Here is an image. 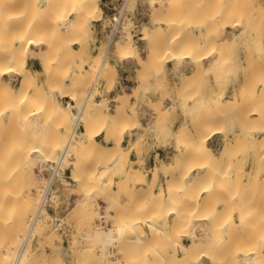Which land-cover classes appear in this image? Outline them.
I'll use <instances>...</instances> for the list:
<instances>
[{
    "label": "bare ground",
    "instance_id": "6f19581e",
    "mask_svg": "<svg viewBox=\"0 0 264 264\" xmlns=\"http://www.w3.org/2000/svg\"><path fill=\"white\" fill-rule=\"evenodd\" d=\"M21 1L22 0H0V76L2 77L3 87H5V90H6V92H5V90H3L4 92H3V95L1 98L5 97L6 99L3 98L4 99L3 102L6 101V103H7V109L0 112V123L2 124V122L6 121V120H10V119L13 120L14 117L15 118L17 117L16 114L21 112L27 106H28V108L25 109L24 111H27V113H28V110H30V113L31 112L32 113L31 114L28 113L29 116H32V115L35 116L36 114H43L42 116L45 115L47 118L50 119L49 120L50 123L54 122V123H52L53 125L56 123H57V125L62 124L61 123L62 121L65 122V125L66 124L68 125L67 122L70 121L71 123L69 122L70 123L69 125H71V129L68 128V131H69V129H70V131L65 132V129L63 130V132H65L64 134H66L67 141H65L66 137H63V138H65L64 139L65 143L62 142L61 147L58 149V155L56 158H54V156H55L54 153H56L55 146L58 147L61 144V141L59 142L60 144H58L56 142V139L60 140L58 138L61 137V135L57 136L58 134L56 132H59V131H57L59 129L56 130L55 125H54V129L51 128L53 125L52 126L48 125L49 123H46L47 124L46 127L43 125V124H45L47 119L42 120L45 122H43V124H40V127H37L38 122H36L37 125H36V123H32V125H36L37 130H36V128H35V130L40 131V132L45 131L44 129H46L47 131L49 129L54 130V131H52V133H50V130H49V132L46 131L45 133H42V136H43V134H44V136H48V135H52V134L53 135L57 134V135L55 137H51V139H48V137H46L47 139L45 137L43 139L42 136H41L42 138L36 139L37 137L35 135V138L32 140V141H34L33 146H31L30 142H29L30 145H28V146H30L32 148L31 151L34 152L33 156H36L38 159H40V169L45 166V163H49V164H51V166H53L54 174H57L61 171H65L66 169H69V170L71 169L73 172V175L70 174L69 178L73 182V184L74 183L80 184V181H81V183H84L83 180L86 181L84 184H89V183H92L93 185L97 184L98 182H96V181H98L99 178L101 177V175L98 174L99 173L98 170H100L102 168L104 169V167L109 166V165H113V167H115V168H119L120 166H123V169L125 170V166L122 164V162L119 158V156H120V154H122V152H123V154L121 156H123V158H124L125 157L124 155L126 154V158H127V159L124 158L127 161L126 165L128 166V168L126 169V175H127V172L130 170H131L130 172L133 173V170L135 168H133L131 166L132 163H131L130 156L128 155L129 153L127 154L124 151H121V148H123L124 145H122V144L121 145H115L113 147L109 146V148H107L108 146H105V148L108 152V154H107V152L105 153V155H106L105 156L103 154L104 152L102 150L101 151L98 150V149H103V146L99 142L98 135L103 134V137H105L104 140L105 139L109 140L108 138H110V137L106 138L108 135H105V133H106L105 131L113 129V131H115V132L118 131L117 133L119 134V132L122 131L119 129H123L124 126L125 127L130 126L131 122L129 123L130 125L127 124V126H126L124 124V126H121V124H123L125 122L124 119L127 120L128 116H129V114L127 116L121 112V111L125 112V109L123 107L124 106L125 107L126 106H130V107L133 106V104L136 101H138L143 94L147 95V93H148V96H146V98L151 99V96L149 95L150 90H143L139 94L137 93L136 89H131V91L124 90L123 92L118 93L114 97L115 99L113 100L114 101L113 109L115 108L116 112H120V113H116L117 115H119V118H120V116L122 117V115L126 116L125 118L122 117L123 120H121L122 118L117 119L118 118L117 116L115 118L114 116L116 114L109 112L108 114H109V116L110 115L111 116L106 117V119L107 118L108 119L103 121L101 118H102V116L104 117L105 114L104 115L101 114L102 112L99 114V112L102 111L100 108L101 107L100 105L105 106V110H106L107 104L106 105L101 104L102 103L101 100H96V101L93 100L95 102L94 106H96V105L100 106L99 112L97 114L102 115L101 117L99 115H98V117H96L97 114L95 113L96 116L93 115V121H94V118L96 120L94 121L93 124H95L96 126H99V124H102L100 126L107 125L108 129H106L104 132L99 131V130H98L99 132H94L95 129H93V125H92V123H91L92 121H91L89 123H91L90 126H92V127L89 126L90 128H88L87 123H86V126L84 127V129L86 127L88 128L87 131L85 132V137L81 135V133H84V131L81 130V127H83L82 120L85 117L84 115L86 113V110L88 109L87 106L89 104V96L92 94V90H93L95 85L93 86V84H92L88 88L86 87L88 95H86L85 97H82L83 98L82 103L77 105V103L75 101V100L79 99L76 91L78 90V88L81 87L82 81L87 77L89 72H90V74H94L95 78H102V77L107 76V74L105 73L106 71H104V69H105L104 65H105V63H107L106 61L108 60L107 55L104 56L103 58H101L102 57L101 55L100 56L94 55L92 57V62L96 63V65H94V67L92 66V69L94 71V73H93L91 71L92 69L90 68V65L89 64L85 65L86 57H84V58L80 57L79 58V55L82 52H84V50L82 51V48H80L81 49L80 52L81 51L82 52L77 55V50L79 48L77 46H75L76 44L79 43L78 42L79 38H81L80 36H79V38L77 37V39L75 38L77 36L76 33H78L80 28H81L82 21L80 18L84 17L85 19H82V20L86 21V22H92L93 20H95L97 18L101 21H107L110 23L113 22L114 31H117L116 33H120V34L126 33L129 27H127L125 25V22L127 24V20L124 21L123 17H125V12L128 8L129 2L131 0H124L125 1L124 6L122 7V9H120L121 12L119 14H113V16H107L108 19L105 18V11L103 10V7L100 4V1H102V0H33V2H32V0H28L27 3L25 2L26 5H25V7H23L24 9H21V7H19V5L22 6L20 4ZM30 1H31V3H28ZM179 1L180 0H148V5L150 6L151 9L154 10V9H157L159 6L162 7L161 12L159 11L160 13H157L156 10L154 11L158 15H160V16L162 15L161 17L159 16L160 22H155V20H154V21L150 22L149 25L145 24L146 26L143 25L144 27L142 28V31L140 32L139 38L140 39L146 38V40L149 44V51L147 52V54L149 55L148 59H147V57L145 58L143 56L137 57L136 53L138 52L139 49H137L138 47H136V45L133 44V42H132L133 36H131V34H127L126 42H120L118 39L121 37H118L115 41L117 43L115 46L119 48V50L117 49L119 51V57H118V58H120L119 60L124 61V60L134 59L136 61V64L138 65V67L135 68L136 70L139 69V67L141 65H142V67L147 65L148 61H151V63L153 62L154 66H155V61H153V60L157 59V56L161 55V53H160V55H158V53L160 51L162 53H163V51H166L167 54H169L167 56V58H166L167 54L164 56L163 64L168 65L169 62H171L173 64V72L175 73L174 75H176V77H177V81L174 83V85L177 88H175V90H173V91H169V93H166V91L169 90L167 88H166V91L165 90H158V91L153 90L151 93L154 96H160V97H161L162 92H163L162 95L170 94L169 95L170 97L167 98V101H169V102H167L166 100L162 101L164 103L163 111L165 110V112L167 111L170 115L172 114L175 117V118L173 117L172 120H174V119L178 120L179 117L181 116L182 122L178 127V131H177L178 133H176V139L171 141V142H166V144H164V145H166L165 148L168 149V151L170 152L168 155V159H164L158 155V156H156V163L152 167H150L149 169H145L146 173H142V172L140 173V170H137L138 168H136V172L138 171L137 174L134 172L136 175H138V176L140 175L141 176V177L139 176L140 178H142V176H145V178L143 177V181L138 184V188H134L133 186H131V190L129 193H131V191H132L131 195L133 194V201L137 200V196L139 197L140 195H142V197L144 198L143 201L141 203H139L138 205L135 203L137 205V207L131 205V206H133L132 208H130V203L127 202L129 205L128 206L129 207L128 212L127 213L124 212L125 213L124 215L121 213L123 218H121L120 220H118L119 217H117V215L114 212V214L117 217L116 220L118 221V223L114 224L113 226L110 225L109 227L96 228L97 229L96 236L98 237L97 240L100 241L101 244L100 243L99 244L102 246L101 247L102 249L105 246L108 247V245H110L111 247L117 246V245L120 246V244H121V246H122V244L129 245L128 246L129 248H127V247H125V245H123L124 248H126V251H130L133 248V250L129 252L130 254L127 252L129 254V256L131 255V252L136 255L135 256L132 254V256H134L136 259L137 258L140 259V257L142 256L141 258L142 259L144 258V260H143L144 264H190L191 262H195V256L194 255L196 253L198 254V252L206 253L204 255L210 260V262L212 264H237V261L240 259L245 260L248 264H264V226L255 224L256 222L260 223L262 219H260V221H259V220L255 219V217H254V215L256 216V218L258 216L257 215L258 213L256 212L258 209V206H257L258 202L257 201L260 199H257V200L255 199V201L257 202V205H256V202L254 201V199L251 201V202L254 201L255 203L253 202V205H256L253 207V209L257 208L255 211L256 213L254 212L255 214L252 212L254 210L251 211L252 208L250 206L248 208V205H247V208L250 211L248 213L254 214L253 216L252 215L250 216L247 213H245V211H246L245 209H247L245 206H244V208H241V206L240 207L237 206L238 204L236 205V207H234V208L232 207L231 210H230V208H229V210H225L224 208H226V206H227L225 204L226 200L227 199L230 200V198H231V197L228 198L229 193H231V191H229L230 185L227 186V184H226L227 182L230 181V178H228L230 176V175L228 176L229 168L227 170L228 172H226L224 170V168L220 169V170H222V171L224 170L226 172L225 174L222 175L221 174L222 171H220L221 175L218 174V175H220L218 178H220L221 180H222L221 176L224 177L223 178L224 180L221 181L222 183H220V180L216 177L215 173L210 174L208 172L210 174V176L208 175L209 176L208 178H207V174H206L207 168L209 169V167L216 166V164H218V163L220 165H222V162H224L223 160L227 156L226 153L230 152V150H231V149L227 150V148H229V145L231 144L230 143L231 137H230L229 132L227 131V129L224 128V126L219 127V126H217V123H216V119L217 118L219 119L218 115L220 113L221 114L224 113L223 117H225V119L229 116L227 114V112H228L227 108L230 106H227V103L230 101L232 105L236 104V107L238 106V108L240 109V111L239 110H237V111L240 112V117L242 118V121H243L242 123H240L238 125L235 124L236 130L235 129L234 130H235L237 142L239 141V143L236 142L237 144H234L232 147H233L234 151H235V149H234L235 145L237 146V147L235 146L236 149H238V146H239V149L241 148L240 149L241 154H240L239 158H241L242 162L245 161V163L241 169V175H240V177L239 176L238 177L240 178V183H244V182L246 184L249 183V185H250L249 188L252 191L250 190V192H249V190H248V193L246 191V192H244V195H246V193L248 195L254 194V196H252V197L256 198L257 196H255V195L258 192L261 193L262 190L264 191V127L263 126H262L263 128L261 127L263 130H261L259 133H258L257 129L255 128L257 126V128L260 129V127H258L259 126L258 123L261 124V122L264 121V95L262 93H261V95H255V93H256L255 90L257 89V85L264 82V76H262V75H264L263 74L264 73V70H263L264 69V40L262 39V34H263L262 33V27L257 25L256 31L254 30L255 31V36H254L255 37V43H254V46L252 45L254 50L253 51L250 50L252 52V57L249 56V58H251V60H252V67L254 66L253 69L254 68L256 69L255 70L256 72H253L255 75L252 74V77H254V76L257 77L256 80L250 81V79H248L250 82L243 80L244 78L242 76L243 75L242 73H244V72L242 70V66L244 65L243 60L245 58L241 55L237 59V62H235L236 65L238 66L237 67L238 71H237V76L235 78H232L230 81L231 87L229 86L228 89L225 88L224 89L225 91L224 90L219 91L218 85H217V88H215L216 83H217L215 80V79H217L216 74L218 72H223V70L229 66V62H230V64H232L231 61L227 62V59H226V62H223V58L224 57L226 58L225 55L227 54V50L229 49V47H231L233 45L236 46V43H238V41H239L236 38L240 37V35L243 32V30L242 31L239 30L238 32L236 30V33L235 32L234 33L238 37L234 36L235 38H233L232 37L233 35L231 36V39H230V36H228L229 38L227 37V35L230 31L229 28H234L237 24V23L236 24H234V23H235V20L238 19V17L236 16L237 19L236 18H235V20L233 19L234 20V22H233L231 19V16L229 15V12H230L229 9H231L234 5L232 7H229V8L227 6H225L226 9H225V7L222 8V12H221V10L219 11L220 7L212 8V10L214 9L215 12L213 11V13H212L213 15L210 16L211 18L209 20L204 18V16H206L205 14H207V13H205L203 16H202V14L199 13L200 14L199 19L198 18H195L193 20L191 19V22H193V24L187 25L188 21H186L187 19H185V15L181 11L183 9H181V7H180V9H179V7H176V9H175V6H176L175 4L178 3ZM198 1H200V0H198ZM41 2L47 4V6H37ZM193 2H194V0H193ZM197 3H199V2H197ZM182 8H184V7H182ZM235 8L233 7L231 10H233ZM197 9H199V7ZM204 9H205V7H204ZM210 9L208 8V14H207L208 16L211 15V14H209V12H212V10H210ZM217 9H218V11H217ZM224 9L226 11H224ZM236 9H239V10H237L238 13L236 12L239 15H240V13L243 12L242 8H236ZM236 9L234 11H236ZM97 10H99V14L96 15L97 18L94 17L95 18L94 19L93 16H95V15L93 13ZM158 10H159V8H158ZM199 10H202V11H200L201 13L206 11V9H205V11L203 9H201V7ZM154 12H152V13H154ZM187 12H188V8H187ZM191 12L193 13L192 10H191ZM191 12H190V14H191ZM72 13L78 14L77 15L78 18L76 16L70 18V15ZM180 13H182L184 16L181 15ZM226 13H227V15H226ZM79 15L80 16L82 15V17H80ZM189 15H187V13H186L187 17ZM228 15H229V17H228ZM159 17H157V18L155 17V18L158 19ZM181 17L182 18L184 17V19H185L184 22L187 24H185L182 20H180ZM190 17H188V19ZM194 17H196V16L194 15ZM194 17H192V18H194ZM232 17L234 18V16H232ZM161 19H162V21H161ZM177 20H180L181 23L183 22V25L185 24L184 26L182 25V29L186 32V34L184 32L185 35L183 37L181 36L182 38H180V36L178 34V33H180V30L179 29H178L179 31L177 30V28L179 26V24L177 23ZM239 20H242V19L240 18ZM129 21L132 23L131 25H134L133 20H129ZM196 22H198V24H196ZM19 23H20V25H19ZM60 23H64V24H66L64 26H68V28L67 29L65 28V29L67 31H69V35H70V31L71 32L73 31V33L76 34L74 36V39H76L77 41L74 42L73 44L70 43L71 44L70 45L69 42H67V39H66L67 37L66 38L64 37L65 33L63 34V31H61L62 29L59 30V31H61V33L59 32L60 35H63V37L60 35L58 37L63 38V41L66 40V42L68 43V47L70 48L69 52H72V53L76 52V53H74V55H76L77 57L75 60L73 58L74 62H71L70 63L71 65H66L67 63H69L68 58H67L68 55L66 56L67 62L65 59H64L65 61L61 60L62 54L64 56V52L62 49H63V47L65 48V45H62L61 42L57 43V44H60V46H63L61 48V50H62L61 58H57L56 56L53 57L50 54V51L52 52L51 46L54 44L55 41L54 42L52 41L53 43L50 44L51 46L48 45L49 46L48 49L45 48L47 50L46 52L43 51V48L34 47V45H37L36 44L37 42L39 44L40 39L41 38L43 39V36L47 33L46 32L47 26H49L51 29H53L52 27L55 25L54 29H56L58 24L61 25ZM181 23H180L179 28L181 27ZM240 23H241V21H240ZM16 25L18 27H16ZM175 25H177V26H175ZM59 27H61V26H59ZM236 27H242V26L240 25V26H236ZM236 27H235V29H238ZM249 27H251V26H249ZM194 28L198 29V30H199V28L200 29L205 28V30H202V32H200V31L198 33L195 32V35L197 36L196 41L193 40V39H195L196 36L192 35V36H194V38H193V37H191V33H190L191 32L190 30H193ZM51 29H49L47 31L49 32ZM173 29H175L174 31L177 30L178 33H174V31H172ZM242 29H245V28H242ZM66 30H65V32H66ZM54 31H57V30H54ZM129 32H131V31H129ZM232 32L233 31L231 29L230 35L232 34ZM247 32L249 33V31H247ZM49 33H52V32H49ZM49 33H47V34H49ZM181 33H183V32H181ZM199 33H200V38H199ZM246 33L244 34L243 37L246 36ZM53 34L54 33H52L51 35L53 36ZM192 34H194V33H192ZM71 36H73V35H71ZM167 36H169L168 39L170 38V41L168 39L166 41L170 42V44L169 45L166 44L165 46L162 45L161 49H160L159 45L163 42V40ZM45 37H47V39H48V36H45ZM56 37H57V35L54 36L53 38L55 39ZM113 37H114V32L112 33V36H110L108 41L109 42L113 41L114 40ZM245 38H247V37H245ZM50 39L51 38L49 37V40ZM71 39H73V38L71 37ZM71 39H70V41H71ZM166 41H164V42L168 43ZM82 42H81V44H82ZM41 43H43V41H41L40 44ZM45 43L47 44V42H45ZM205 45L207 47H209L206 50H205V47H206ZM60 46L57 45L56 48H58ZM166 46H168V47L166 48ZM68 47L66 46L67 49H68ZM98 47H100V46H98ZM177 47L182 48V49L178 50ZM56 48H53V51H55L54 49H56ZM162 48H164L166 50H164ZM58 49H56V51H55L56 53H58ZM107 49H108V46H107ZM167 49H168V51H167ZM231 49H230V54L232 52ZM39 50H40V52H39ZM64 50H66V49H64ZM47 52H49L48 54H50V55H48ZM87 52H88V50H87ZM53 54H55V53H53ZM72 55H70V56L72 57ZM74 55H73V57H75ZM30 57H36L39 60V63H40V69L39 70L32 69L31 67L28 66V59ZM58 57H60V56H58ZM162 58H163V56H162ZM245 60L248 63V61H247V60H249L248 57ZM251 60H249V62ZM140 61H141V63H140ZM157 61L162 62V59L161 60L158 59V60H156V62ZM128 63H129V61H128ZM151 63H149V65L152 66L153 63L152 64ZM159 63H157V64H159ZM110 64H113V62L110 61ZM79 65L81 66V68H80V70H77V66L79 67ZM245 66H246V64H245ZM113 67H111V69H113ZM252 67H250V68H252ZM145 68L146 67H143L142 69L144 70ZM147 68H149V66ZM111 69H109V71ZM128 70H132V69L128 68ZM188 70H189L190 74H188ZM262 70H263V72H262ZM209 71H212L214 73L216 71L215 77L212 76L215 79L211 78L212 82L209 84L210 86L206 87L204 94H202V93L200 94L203 96L202 98H200L201 97L200 95H198V97L197 96L191 97V99H188V97L185 96L186 97L185 100H183V101L179 100L177 93H179V90L181 91V89H179L178 87L182 88L181 85H183V83H184L181 81L182 79H185V81H186L187 79H189L190 76L194 75L195 73H201V72L203 73V72H209ZM226 71L227 70H225L224 72H226ZM228 71H229V69H228ZM144 72L145 71H142L143 74H144ZM113 74H114V78L116 79L115 85H122L121 79H120L121 75L118 73V70L116 68H114ZM222 74L224 76L225 73H222ZM44 75H46V77H44ZM145 75H142V76H145ZM225 77H226V75H225ZM248 77L251 78V76H249V75H248ZM221 78H222V76H221ZM66 79H68V80L70 79L71 82L68 83ZM91 79L93 80L92 77H91ZM218 79H220V78H218ZM223 81H224V79H223ZM87 85H89V84H87ZM146 85H147V83H146ZM146 85L144 84V87ZM150 85H151V83L149 84V86ZM0 86H1V83H0ZM184 86L186 87V85H183V89L185 90ZM3 87H2V89H4ZM150 87H149V89H151ZM44 88H48L49 92H46L47 90L42 91ZM155 88L156 87H154V89ZM188 90H187V92H188ZM68 91L71 94H68ZM55 92L63 93V94L67 93L66 95H63L61 97V99L67 98V101L65 100L66 102L61 103L59 100H57L56 102H54L55 101L54 100L53 102H51L52 97H53V93H55ZM190 92H188V94ZM4 93H6V94L4 95ZM183 94H186V93H183ZM190 94H192V93H190ZM190 94H189V96H190ZM146 98H144V99H146ZM90 99H91V97H90ZM151 100L153 101V99H151ZM1 101H2V99L0 100V102ZM93 101L90 100L91 104H94ZM146 101H148V100H146ZM154 101H156V99ZM159 102H161L160 99H159ZM247 104H249L251 106V108L248 106V108H249L248 111H246L248 108H246V110L244 109V107L247 106ZM159 105H160V103L158 104V107L161 108V106L163 104H161L160 106ZM155 106H157V105H155ZM0 107H2V106H0ZM29 107H31V109H29ZM75 107H76V112L73 111V109L75 110ZM93 108H92V110H93ZM145 109H144V111H145ZM88 111L90 112L91 109ZM97 111H98V108H97ZM97 111H95V112H97ZM129 111L132 112L131 110H129ZM139 113H140V111H139ZM145 113H147V112H145ZM160 113H162V111H160ZM22 114H23V111L21 112V115L18 114V116H21L23 118L25 116V114H23V115ZM120 114H122V115H120ZM148 114H150L149 111H148ZM156 114L157 113H155L154 115L156 116ZM152 115H151V117H152ZM214 115L216 118L214 117ZM45 116H44V118H45ZM106 116H108V115H106ZM130 117L133 119L132 115ZM17 118H19V117H17ZM33 118H35V117H33ZM131 118H129V119L132 120ZM138 118H139V120L137 119V117L134 118L135 122H136V119H137V122L138 121L140 122V117H138ZM169 118L171 119L172 116ZM207 118H209V119L211 118L212 120L215 118L214 123H216L215 126L213 125V123L210 124L212 126V128L210 126V128L208 129L209 132L205 131L204 127L201 129L202 124L211 122V120H209ZM85 119L88 120L89 117L85 118ZM85 119H84V122H85ZM156 119H158V117L157 118L155 117V120ZM163 119H160V120H163ZM220 119H222V117H220ZM236 119H238V118H236ZM236 119H234V120H236ZM57 120L59 123L57 122ZM60 120H62V121L60 122ZM89 120H91V119H89ZM205 120H206V122H204ZM207 120H209V121L207 122ZM23 121L27 122V118L24 119ZM23 121L19 120V122H18L19 126H21L20 124ZM28 121H30V120L28 119ZM11 122L10 123L7 122L8 123L7 128L9 129V130L7 129V132H9V133H10L9 127H11L9 125L11 124ZM127 122H129V121H127ZM154 122H156V121H154ZM227 122L226 121L224 122L227 125V126L225 125V127L229 126ZM16 123L17 122H15V124ZM30 123H31V121H30ZM39 123H41V122L39 121ZM221 123H222V121L220 122V124ZM12 124H13V122H12ZM23 124L26 127V125L28 123L27 124L22 123V125ZM5 125H4V127H3V125L0 126V128H5ZM141 125H142V123H141ZM173 125H174V123H173ZM24 126H22V127H24ZM100 126H99V128H101ZM13 127H15V125ZM25 127H24V130L27 128V127L26 128ZM64 127H66V130H67V126H64ZM251 128H254V130L253 129L251 130ZM17 129H18V131H17ZM17 129H16V127H15V129L12 128V131L14 130V133L20 132L19 129H22V128L19 127ZM145 129H142V132H140V134H139V132L137 133L139 135V136H137L138 140L137 141L133 140L134 142L132 141V143L128 146V149H130L132 147L136 148L135 147L137 145L136 143H138V141L142 137L144 138V136L145 137L147 136V132H145ZM228 129H229V127H228ZM41 130H43V131H41ZM139 130L141 131V129H139ZM170 130H168L169 133L167 132L169 135L172 132V131L170 132ZM202 131H205L204 132L205 134L202 133ZM233 131H232V133H233ZM2 132H6L5 129L2 130ZM115 132H113L114 135L112 137L117 138V136H119V135H117V133H115ZM20 133L17 134L18 136L15 137V140L13 139V137L12 138H5L6 134L1 133V134H3V137L5 138L4 143H1L3 141L0 139V264H21L25 254H26V251L28 249L27 246L29 245L31 235L34 233V231L36 229V225L38 224L40 217L44 213L45 206H46L45 202H48V200H50V198H52V197L54 198L53 190L51 192L49 191L48 193L46 192V191L50 190V186L44 184L45 183L44 181L42 183L43 185H41L42 188L40 189V187H38V192H40V196L36 192H34V190L37 191L36 187L33 189V187L31 188L29 186L28 182H29L30 176L25 173V164H26L25 158L27 156L26 155H25V157L23 156V152L26 149L25 144L24 143L20 144L19 142L18 143L14 142V141H17L16 139L19 140L20 137H21V139L19 141L21 142V140H23L22 138L25 137L23 135H25L26 133H24L23 130H21ZM27 133L28 134L30 133L29 130L27 131ZM34 133H35V131H34ZM36 133H38V132H36ZM110 133L113 134L112 132H110ZM121 133H123V132H121ZM230 133H231V131H230ZM59 134H61V133H59ZM64 134H62V135H64ZM107 134H109V133H107ZM174 134L175 133H172V135H171V136H173V138H175ZM216 134H220L222 136L221 137L222 145L219 149H215L214 147H212L213 144L212 145L209 144L210 138H212ZM27 136L28 135H26V137ZM171 136H169V137L171 138ZM3 137H0V138L3 139ZM29 137H30V135H29ZM198 139H201V141L198 143L197 142L195 143V140H198ZM61 140L63 141V139H61ZM119 140H120V138H119ZM73 141H75V143H74V146L71 148ZM144 141H146V140H144ZM99 144H100V146H102L101 148H98ZM238 144H240V145H238ZM22 147L24 148V150H22L23 152L20 151L21 150L20 148H22ZM230 147H231V145H230ZM73 148H75V150H73ZM77 148H79V149H77ZM247 148L250 149L248 152H247ZM27 149H29V148H27ZM72 150L74 151L75 155H74V158L72 157L73 160L71 161V164L69 165V164H67V162H68L67 156H69L71 154L70 152ZM233 150L231 151V153H233ZM25 151H26L25 154L28 155V153H27L28 150H25ZM129 151H131V150H129ZM112 156H116V157L113 158ZM139 157H141V156H139ZM234 157H236V156H234ZM111 158H113V162H110ZM227 158L230 159L229 154H228ZM228 159H225V160L227 161ZM138 160H140V158ZM140 162L144 163V161H141V160L139 161V163ZM228 162H230V161H227V163ZM242 162H241V165H242ZM70 166H71V168H70ZM142 166L143 165H141V168H142ZM228 166H229V164H228ZM228 166H226L225 169H227ZM98 167H102V168L98 169ZM235 167H236V165H235ZM106 168H107V170L111 169L108 167H106ZM106 168H105V170L102 169L103 173H104V171H106ZM210 169L208 171H210ZM117 171H115V172H117ZM217 171H219V169ZM204 173L206 175H204ZM54 174H52L53 177L55 176ZM81 175H83L84 179H83V177H81ZM85 175L87 176V180L89 181L88 183H87V180L85 179ZM234 175L236 176V171H235ZM201 176H206L205 180H203L204 178H201ZM214 177H216L217 179ZM106 178L108 180H110L112 177L110 178V176H107ZM162 178L166 179L165 184H162L160 182V180ZM235 178L237 179V176ZM227 179H229V180H227ZM223 181H225V182H223ZM234 181L235 180L233 178L232 182L234 183ZM63 182H65V181H63ZM115 182H116V180H115ZM120 183L121 182L119 181V184ZM101 184H102V182H101ZM103 184L105 185L107 183L105 182ZM103 184H102V186L105 187ZM116 184H118V183H116ZM219 184H221L223 186L226 185V186H224L222 189H219L221 187ZM235 184H231V185L235 186ZM93 185H90L89 189L88 188L85 189V187H84L83 191L87 190V193H88V191H90V188L91 189L93 188L92 187ZM107 185H109V184H107ZM218 185L220 187H218ZM77 186H78V188L80 187L79 185H77ZM156 186H158V187L156 188ZM238 186L241 189L242 185L238 184ZM45 187L46 188L48 187L47 190L45 189ZM120 188H121V186H120ZM124 188L125 187H123L122 190H120V191L128 190V189L123 190ZM232 188H234V187H232ZM232 188H231V190H232ZM235 189H233V190H235ZM245 189H247V188L245 187ZM108 190H110V189L108 188ZM103 191L107 192L106 190H103ZM241 191H239V193ZM236 192L237 191H235V193ZM100 193H101V191H100ZM122 193H126L128 196V199L130 198L128 195L129 194L128 191L122 192ZM235 193H234V195H238ZM84 194H86V191L84 192ZM91 194H92V191H91ZM117 194H119V193L117 192ZM120 194H121V192H120ZM219 194L223 195V197H224V198H222V201H224V199L226 198L224 201L225 203L223 202V204L221 205V207L224 205H225V207L224 208L222 207L223 209L221 208L222 210L218 214L215 213V214H217L215 216L212 213L210 214V212H211V210H210V212L208 214L212 215V217L208 216L205 218H201L202 220H204L203 224L201 226V233L198 234L197 232H195V231L193 232V230H192L193 233H190L191 235H189L190 242L188 244H186L183 241L180 242L179 240H177L178 238L175 235H172L171 234L172 231H171L170 236L171 237L175 236L176 240L172 241L173 238L172 239L170 238V242L171 241L175 242L180 247L181 254L174 255L173 253L176 249L174 250L173 247L171 249H173L174 251L172 250L173 253H171L170 245L167 244V242L169 240L167 241V238H166V236L169 235V232H168L169 230H167V231L164 230L167 227V220L172 218L173 216L176 217V219L180 220L182 215L185 216L183 213L184 209H182L183 203L186 204L188 202V204H189V202H190L193 204V205L191 204L192 207H190V209H192L193 206L196 205L195 210L198 209V211L199 210L201 211L202 207L209 204L208 202H206L204 200H207L210 202V200L214 199V197L215 196L217 197ZM241 194H243V193H240L239 196H241ZM34 195H37L40 197L38 210H37L36 215L34 216V218L32 219V221L29 225L28 232L26 233L27 236H25L24 239H20L16 235L18 232L25 231V226L22 225L21 221H18L17 218H18L19 214L21 215V212L23 213L22 208L29 205V203L31 204V197ZM88 195L86 194V196H88ZM106 195H108V194H106ZM111 195H113V194H111ZM244 195H243V197H244ZM262 195L263 194H260L258 196L261 197ZM127 196H126V199H127ZM116 198H113V199L117 200L118 198L117 199ZM262 198L264 199V196L261 197V200H262ZM201 199H202V201H204L203 204H205V203H207V204L203 205L201 203L202 202ZM245 199H248V198H246V197H244L243 199L241 198L242 203H243V200H245ZM125 200H123L121 202L122 206L125 203ZM220 200H221V198H220ZM233 200L236 201V199H234V198H233ZM241 200H240V202H241ZM248 200H250V197ZM199 202L202 204L201 207L200 206L197 207L199 205L198 204ZM240 202L237 201L236 203H240ZM117 203L118 202H116V204ZM245 203H246V201H245ZM245 203H244V205H245ZM262 203H263V201H262ZM133 204H134V202H133ZM250 204H252V203H250ZM119 205H117V206H119ZM125 205H126V203H125ZM259 205H261V204H259ZM262 205L264 206V203ZM242 207H243V205H242ZM122 209H120V210H122ZM219 209L217 208L218 211H219ZM261 209H263V207L260 208V210ZM204 210L206 211V209H204ZM217 210L215 207V210L213 209L212 211L215 212ZM260 210L258 212L261 213L260 216H262L263 213ZM198 211H196V212H198ZM191 212L193 213V210ZM207 212H208V210H207ZM186 213H187V211H186ZM199 213L200 212H198V215H199ZM201 213H203V212L201 211ZM170 215H173V216L170 217ZM190 215H192V214L190 213ZM111 216H112V214H111ZM145 216H147V219L144 218ZM204 216H206V215L204 214ZM101 217H103V215H101ZM174 217L172 220L175 219ZM186 218H187V216H186ZM258 218H261V217H258ZM105 219H107V217ZM192 219H195V218H192ZM179 220H174V221L179 222ZM184 220H185V217H184ZM190 220L191 219H189V221ZM252 220L254 221V223ZM197 221H199V218ZM178 222H176V224H174V222H173V224L176 226L178 224ZM199 222H198V224H199ZM181 223H183L182 220H181V222H179V224H181ZM187 223H189V222H187ZM262 223L264 224V221L261 222L260 224H262ZM168 224H170V223H168ZM193 224L195 225V224H197V222L193 221ZM178 228L181 230L180 225ZM187 229H184V230L186 231ZM171 230H173V229H171ZM175 231L180 232L179 230H176V229H175ZM167 232H168V234H167ZM149 233L153 234V236H154V234H156L157 239L161 238L159 240H156L152 244V246H150V247L147 245L149 239L151 238V237L149 238ZM90 235L91 234H89V238H90ZM158 235H159V238H158ZM151 239H150V241L153 242V240H151ZM170 242H168V243H170ZM171 246H174V245L171 244ZM16 247H19V249H18V252L15 255V257L13 258V255H14L13 252L16 250ZM130 247H131V249H130ZM121 249H123V248L121 247ZM121 249H120V252H121ZM136 249L142 250L141 254L139 253L140 251H134ZM116 250H117V248L115 247V251ZM124 251H125V249H124ZM108 252L112 256L113 251H108ZM197 254H196V256H197ZM121 257H124V256L122 255ZM199 257H201V256L199 255ZM135 258H133V259L135 260ZM115 259L118 260L120 258L118 257ZM125 259L127 260V258H125ZM10 260H11V262H10ZM129 260L131 261V259H129ZM123 261H125V260H123ZM113 262H114V264H116L115 262H117V261H113ZM111 263H112V261H111ZM118 263L121 264L122 262L118 261L117 264ZM138 263H136V264H138ZM128 264H129V262H128ZM131 264H133V262Z\"/></svg>",
    "mask_w": 264,
    "mask_h": 264
},
{
    "label": "rangeland",
    "instance_id": "374dc122",
    "mask_svg": "<svg viewBox=\"0 0 264 264\" xmlns=\"http://www.w3.org/2000/svg\"><path fill=\"white\" fill-rule=\"evenodd\" d=\"M27 1L28 0H22L21 1V5L22 6H20L19 5V7H21V9H24L23 7H25V5H26V3H27ZM182 1V2H181ZM204 1V2H203ZM26 2V3H25ZM32 2H33V0H32ZM124 0H102V1H100V4H101V6L103 7V10L105 11V18L106 19H108V17L107 16H112L113 14H119L121 11H120V9H122V7L124 6ZM132 2V3H131ZM184 2V3H183ZM196 2V3H195ZM197 2H199V3H197ZM28 3H31V1L30 2H28ZM39 3V2H38ZM264 0H200V1H198V0H194V2H193V0H180L178 3H176L175 5V9H176V7H179V9H180V7H181V9H183V10H181L182 11V13H184V15H185V19H187L186 21H188V24L187 23H185L184 21H185V19H184V17L182 18H180V20H182L185 24H187V25H192L193 24V22H191V19L193 20V19H195V18H198L199 19V17H200V14H202V16L205 14V13H207L208 14V8L210 9V10H212V8H218V7H220L219 8V11L221 10V12H222V8H224L225 6H227L228 8L229 7H232L233 5V7L235 8H242V13H240V15L239 14H237L238 12H237V10H239V9H236V11H234L235 9H233V10H231V9H229L230 10V12H229V15L231 16V19H232V21L234 22V20H235V18H236V16L238 17V19L237 20H235V23L234 24H236V26H242V27H236V28H238V29H235V27L234 28H229V30L231 31V29H232V34L230 35V31H229V33H228V35H227V37L228 36H230V39H231V36L233 37V38H235V37H238V36H236L235 35V33H236V30H237V32L239 31V30H243V32H242V34L240 35V37H238V38H236V39H238L239 41H238V43H236V46L235 45H233V46H231V47H229V51L227 50V54L225 55L226 56V58L224 57L223 58V62H226V59H227V62L228 61H231L232 62V64H230V62H229V66L226 68V69H224L223 70V72H218L217 74H216V78L217 79H215L214 77H215V73H216V71H215V73L214 72H212V71H209V72H201V73H195L194 75H192V76H190L189 77V79H187L186 81H185V79H182L181 81L182 82H184L183 83V85H186V87L184 86V88H185V90L183 89V85H181V87L182 88H180V87H178L179 89H181V91L183 92V93H186V94H183L180 90H179V93H177L178 95V98H179V100H185V96H187L188 97V99H191V97H198V95H200L201 93L202 94H204V92H205V90H206V87H209L210 85V83L212 82L211 80V78H213V79H215L216 80V87L215 88H217V85H218V87H219V91H221V90H224L225 88L226 89H228L229 88V86H230V81H231V79L232 78H235L236 76H237V71H238V69H237V65H236V63L235 62H237V59L242 55L245 59H247V57H248V59L249 60H251V58H249V56L250 57H252V52L251 51H253L254 49H253V46H254V43H255V31H256V28H257V25L258 26H261L262 27V39L264 40ZM24 5V6H23ZM180 5V6H179ZM182 5V6H181ZM37 6H47V4H45V3H43V2H41L39 5H37ZM109 6V7H108ZM132 7V8H131ZM182 7H184V8H182ZM199 7V9H200V7H201V9H203L204 11H205V9H206V11L205 12H203V13H201L200 11H202V10H199V9H197ZM203 7V8H202ZM204 7H205V9H204ZM158 8H159V10H158ZM157 9H151L150 8V6L148 5V0H131L130 2H129V5H128V8H127V10H126V12H125V17H123V20L124 21H126L127 20V24H126V22H125V25L127 26V27H129L128 28V30H127V32L126 33H116L117 31H114V24H113V22L112 23H110V22H107V21H101V20H99L98 18H97V16L96 15H98L99 14V10H97V11H95L93 14L95 15V16H93V18L95 17V18H97V19H95V20H93L92 22H86V21H83L82 19H85L84 17L83 18H80V17H82V15L79 17L80 19H81V21H82V23H81V28H80V30H79V32L78 33H76L77 34V36L75 37L76 39H77V37L79 38V36L81 37V38H79V40H78V44H76L75 46H77L79 49L77 50V55L78 54H80L83 50H84V52H82L80 55H79V58L80 57H82V58H84V57H86V61H85V65L86 64H89L90 65V68L92 69V66L94 67V65H96V63H94V62H92V57L94 56V55H101L102 57L101 58H103L104 56H106L107 55V58H108V60L106 61L107 63H105V65H104V71H106L105 73L107 74V76H105V77H102V78H95L94 77V74H90V72H89V74L87 75V77L82 81V85H81V87L80 88H78V90L76 91L77 92V94H78V97H79V99L78 100H75L76 101V103H77V105H79L80 103H82V97H85L86 95H88V92H87V90H86V87L88 88L90 85H92L93 84V86H94V88H93V90H92V96L90 95L89 96V104H88V109L86 110V113H85V117L83 118V120H82V125H83V127H81V130H83L84 131V133H81V135L82 136H84L85 137V132L87 131V129L88 128H90V127H92V126H90L91 125V123H92V125H93V129H95L94 130V132H99V131H102V132H104L106 129H108L107 128V125H103V126H100V125H102V124H99V126L101 127V128H99V126H96L95 124H93L94 123V121L96 120L95 118H94V121H93V115L94 116H96L95 115V113L97 114L98 112H99V107L101 108V110L102 111H100L99 112V114L101 113V114H105L104 115V117L102 116V115H99V114H97V116L96 117H98V115L101 117L102 116V120L104 121V120H107L106 119V117H110L109 116V112H111V113H113V114H116V113H120V112H116V110H115V108L113 109V103H114V97L118 94V93H121V92H123L124 90H126V91H131V89H136L137 90V93L139 94V93H141L143 90H150V91H158V90H165L166 91V88L167 89H169V90H167L166 91V93H169V91H173V90H175V88H177L175 85L172 87V89L171 88H169V87H167L166 86V82H167V64L166 65H164L163 64V60H164V56L167 54V52L166 51H163V53L160 51L159 53H158V55H160V53H161V57L160 56H157V59H155V60H153V61H155V66H154V63H153V65L151 66V65H149V63H151V61H148V63H147V65H145V66H143V67H146L144 70L142 69L143 67H142V65L139 67V69H137V70H135V73L133 74V75H131L130 76V79H132V81L134 82L133 84H131V83H127L126 84V82H122V85H115L116 83V79L114 78V74H113V72H114V68H116L117 69V64L119 63V62H122V61H120L119 59L120 58H118L119 57V48L118 47H116L115 45L117 44L115 41H116V39L118 38V37H121V38H119L118 40L120 41V42H126V36H127V34H131V36H133V44L134 45H136V47H138L137 49H139L138 50V52L136 53L137 54V57H141V56H143V57H147V59H148V57H149V55L147 54V52L149 51V44H148V42H147V40H146V38H143V39H140L139 37H140V32L142 31V28L144 27V26H146V25H149L150 24V22H152V21H154L155 20V22H160V17L162 16H160V15H158L157 13H160L161 12V9H162V7L161 6H159ZM186 8V9H185ZM187 8H188V12H187ZM178 9V8H177ZM197 9V10H196ZM225 9H226V7H225ZM224 9V11H226ZM129 10V11H128ZM156 10V12H154ZM191 10L193 11V13L191 12ZM199 10V11H198ZM160 11V12H159ZM213 11H214V9L212 10V12H209V14H211V15H207V14H205L206 16H204V18H206V19H210L211 17L210 16H212L213 14ZM217 11H218V9H217ZM152 12H154V13H152ZM190 12H191V14H190ZM215 12V11H214ZM237 12V13H236ZM240 12V11H239ZM182 13H180L181 15H183ZM186 13H187V15H189L188 17H190L191 15V17L188 19V17L186 16ZM200 13V14H199ZM218 13V12H217ZM233 14V15H232ZM237 14V15H236ZM78 14H75V13H72L71 15H70V18L71 17H74V16H76L77 18H78V16H77ZM155 15V16H154ZM183 15V16H184ZM194 15L196 16V17H194ZM226 15H227V13H226ZM229 15H228V17H229ZM240 17H239V16ZM152 16V17H151ZM160 16V17H159ZM198 16V17H197ZM232 16H234V18L232 17ZM130 19H129V18ZM157 17H159L158 19H156ZM192 17H194V18H192ZM243 17V18H242ZM245 17V18H244ZM110 18V17H109ZM150 18V19H149ZM242 19V20H239V19ZM92 19V18H91ZM133 20L134 21V25H131L132 23L129 21V20ZM230 19V18H229ZM234 19V20H233ZM149 20V21H148ZM180 20H177V23L179 24V26H180ZM190 20V21H189ZM129 21V22H128ZM142 21V22H141ZM161 21H162V19H161ZM240 21H241V23H240ZM105 22V23H104ZM148 24H147V23ZM180 22V23H179ZM183 22L181 23V27L179 28V26H178V28H177V30L179 29L180 30V33H178V31L176 32V31H174L175 29H173L172 31H174V33H178L179 34V36H180V38H182L185 34H186V32L182 29V25H183ZM191 22V23H190ZM61 25H57V27H56V29H54L55 28V25L52 27L53 29H51L49 26H47V30H49V29H51L49 32H52V33H54L53 34V36L51 35L52 33H49L47 30H46V32L47 33H49V34H45L44 36H43V39L41 38L40 39V41H39V44H38V42L36 43L37 45H34V47H40V48H43V51L44 52H46L47 50L45 49V48H49V46H51L50 44L51 43H53L54 41V44L51 46V50H52V52L53 53H55V54H53L51 51H50V54H51V56H53V57H57V58H61V54H62V50H63V52H64V56H63V54H62V58H61V60L62 61H65L66 60V62H67V58H68V62L69 63H67L66 65H71L70 63L71 62H74V60L76 59V55H74V53H76V52H74V53H72V52H69L70 50V48L68 47V43L67 42H69V44L71 43V44H73L74 42H76L77 40L76 39H74V36L76 35L75 33H73V31L71 32L70 31V35H69V31H67L66 29L68 28V26H64V25H66V24H64V23H60ZM130 24V25H129ZM146 24V25H145ZM177 24V25H178ZM184 24V25H185ZM196 24H198V22H196ZM239 24V25H238ZM245 24V25H244ZM247 24V25H246ZM19 25H20V23H19ZM53 25V24H52ZM144 25V26H143ZM177 25H175V26H177ZM183 25V26H184ZM59 26H61V27H59ZM249 26H251V27H249ZM16 27H18L17 25H16ZM49 27V28H48ZM59 28V29H58ZM66 30V32H65V30ZM175 28V27H174ZM242 28H245V29H242ZM253 28V29H252ZM60 29H62L61 31H63V34L65 33V35H64V37L67 39V42H66V40H64L63 41V38H60V37H58L59 35H60V33H61V31H59ZM249 29V30H248ZM54 30H57V31H54ZM183 30V31H182ZM202 30H205V28H202V29H200L199 28V30L198 29H193V30H190L191 32V37H193L194 38V36H196L195 35V32H202ZM246 30V31H245ZM255 30V31H254ZM129 31H131V32H129ZM247 31H249V33L247 32ZM253 31V32H252ZM60 32V33H59ZM114 32V40L113 41H108L109 40V38H110V36H112V33ZM181 32H183V33H181ZM184 32H185V34H184ZM235 32V33H234ZM247 32V33H246ZM56 33V34H55ZM192 33H194V34H192ZM234 33V34H233ZM246 33V36L245 37H247V38H245V37H243L244 36V34ZM252 33V34H251ZM119 34V35H118ZM139 34V35H138ZM183 34V35H182ZM50 35V36H49ZM57 35V37L54 39L53 37L54 36H56ZM71 35H73V36H71ZM123 35V36H122ZM192 35H194V36H192ZM253 35V36H252ZM45 36H48V39H47V37H45ZM60 36H62L63 37V35H60ZM182 36V37H181ZM235 36V37H234ZM252 36V37H251ZM49 37L51 38L50 40H49ZM71 37L73 38V39H71ZM123 37V38H122ZM168 37L169 36H167V37H165V39L163 40V44L161 43L159 46V48L161 49V46L162 45H169L170 44V42H168V41H166L167 39H168ZM171 37V36H170ZM252 39H251V38ZM59 38V39H58ZM197 36L195 37V39H193L194 41H196L197 39ZM199 38H200V33H199ZM229 38V37H228ZM240 38V39H239ZM38 39V38H37ZM46 41H45V40ZM70 39H71V41H70ZM191 39V38H190ZM39 40V39H38ZM37 40V41H38ZM49 42H48V41ZM69 40V41H68ZM169 41H170V38L168 39ZM192 40V39H191ZM253 40V41H252ZM41 41H43V43H41L40 44V42ZM53 41V42H52ZM83 41V42H82ZM164 41H166V42H168V43H165ZM45 42H47V44L45 43ZM61 42V44L62 45H65V48L63 47V46H60V44H57V43H60ZM81 42H82V44H81ZM147 42V43H146ZM67 43V44H66ZM165 43V44H164ZM194 43V42H193ZM252 43V44H251ZM70 44V45H71ZM147 44V45H146ZM39 45V46H38ZM42 45V46H41ZM49 45V46H48ZM55 45V46H54ZM57 45L58 46H60V47H58V48H56L57 47ZM110 45V46H109ZM253 45V46H252ZM54 46V47H53ZM66 46L68 47V49L66 48ZM98 46H100V47H98ZM107 46H108V49H107ZM118 46V45H117ZM163 46V47H164ZM206 46V45H205ZM63 47V49L61 50V48ZM106 47V48H105ZM168 46H166V48H167ZM182 47V46H181ZM53 48H56V49H58V53H56L55 51H56V49H54L55 51H53ZM80 48H82V51L80 52ZM178 48V47H177ZM209 47H205V50L206 49H208ZM233 50H232V49ZM64 49H66V50H64ZM107 49V50H106ZM118 49V50H117ZM162 49H164V48H162ZM182 48H178V50H181ZM230 49H231V54H230ZM68 50V51H67ZM87 50H88V52H87ZM164 50H166V49H164ZM251 50V51H250ZM49 51V50H48ZM140 51V52H139ZM167 51H168V49H167ZM39 52H40V50H39ZM69 52V53H68ZM103 52V53H102ZM251 52V53H250ZM49 52H47V54H48ZM71 53V54H70ZM50 54H48V55H50ZM66 54V55H65ZM75 56V57H73V55ZM251 54V55H250ZM68 55V56H67ZM70 55H72V57L70 56ZM169 54H167L166 55V58H167V56H168ZM58 56H60V57H58ZM66 56H67V58H66ZM88 56V57H87ZM162 56H163V58H162ZM230 56V57H229ZM228 57V58H227ZM73 58H74V60H73ZM65 59V60H64ZM112 59H114V61L112 60ZM161 60L162 59V62L161 61H157L156 62V60ZM229 59V60H228ZM243 60V66H242V70H243V72L244 73H242L243 75V80L244 81H247V82H250V81H255L256 80V76H254V77H252V74L253 75H255L253 72H256L255 70V68L253 69V67H252V60L249 62V60H247L248 61V63L246 62V60ZM111 62H113V64H110V61ZM208 60V59H207ZM65 62V63H66ZM160 62V63H159ZM80 63V62H79ZM93 63V64H92ZM140 63H141V61H140ZM151 63V64H152ZM157 63H159V64H157ZM157 64V65H156ZM245 64H246V66H245ZM114 66V67H113ZM149 66V68H147ZM166 66V67H165ZM233 66V67H232ZM110 67V68H109ZM111 67H113V69H111ZM151 67V68H150ZM250 67H252V68H250ZM80 68H81V66L79 65V67L77 66V70H80ZM109 69H111L110 71H109ZM147 69V70H146ZM228 69H229V71H228ZM233 69V70H232ZM118 70V69H117ZM141 70V71H140ZM225 70H227L226 72H224ZM264 70V69H263ZM263 70H262V72H263ZM93 73H94V71H93V69L91 70ZM138 71V72H137ZM142 71H145L144 72V74L142 73ZM231 71V72H230ZM91 72V73H92ZM140 72V73H139ZM220 73V74H219ZM222 73H225L224 74V76H223V74ZM228 73V74H227ZM146 74V75H145ZM249 76H251V78L250 77H248V75ZM264 74V73H263ZM110 75V76H109ZM142 75H145V76H142ZM219 75V76H218ZM225 75H226V77H225ZM239 75V74H238ZM109 76V77H108ZM212 76H214V77H212ZM221 76H222V78H221ZM262 76H264V75H262ZM44 77H46V75H44ZM91 77L93 78V80L91 79ZM146 78V79H145ZM218 78H220V79H218ZM255 78V79H254ZM156 79V80H155ZM223 79H224V81H223ZM248 79H250V81L248 80ZM67 80V82L68 83H70L71 82V80L69 79H66ZM111 80V81H110ZM88 81V82H87ZM139 81V82H138ZM151 81H155V89H154V87L152 88V87H150L149 86V84L151 83ZM87 82V83H86ZM93 82V83H92ZM150 82V83H149ZM0 83H1V86H0V90L2 91H0V100L2 99V103L0 102V106H4L3 108L2 107H0V112L1 111H3V110H5V109H7V103H6V101L5 102H3V100L4 99H6L5 97H3V98H1L2 97V95H3V90H5V87H3V83H2V77L0 76ZM110 83V84H109ZM112 83V84H111ZM146 83H147V85H146ZM223 83V84H222ZM264 83V82H263ZM263 83H261V84H259V85H257V89L255 90L256 91V93H255V95H261V93L264 95V84ZM18 84V83H17ZM86 84V85H85ZM87 84H89V85H87ZM144 84L146 85L145 87H144ZM158 84V85H157ZM215 84V83H214ZM221 84V85H220ZM141 85V86H140ZM158 87H157V86ZM2 87L4 88V89H2ZM132 87V88H131ZM149 87L151 88V89H149ZM231 87V86H230ZM101 88H103V89H101ZM191 88V89H190ZM261 88V89H260ZM171 89V90H170ZM189 89V90H188ZM45 90H47L46 92H49V89L48 88H44L42 91H45ZM187 90H188V92H190V93H192V94H190V96H189V94H188V92H187ZM260 90V91H259ZM193 91V92H192ZM203 91V92H202ZM225 91V90H224ZM5 92H6V90H5ZM108 92H113V94L111 95V96H109L107 93ZM165 93V92H164ZM6 93H4V95H5ZM67 93H58V92H55V93H53V97H52V101L51 102H53L54 100V102H56L57 100H59L61 103H63V99H61V97L63 96V95H66ZM68 94H71L69 91H68ZM76 94V95H77ZM163 94V92L161 93V97L160 96H157L158 98H156V101H152L151 99H147L146 98V96H148V93H147V95L146 94H143L142 96H141V98L138 100V101H136L134 104H133V106H124L123 108L125 109V112L124 111H121L122 113H124L125 115H127L128 116V114H129V116H128V119L126 120V119H124L125 120V122L123 123V124H121V126H124V124L127 126V124H129L130 122H131V125L130 126H127V127H123V129H119V130H122V131H120L119 132V134L117 133L118 131H113V129L110 131V130H107V131H105L106 133H105V135H108L106 138H108V137H110V138H108L109 140H107V139H105V140H99V142H100V144L103 146V149H98V150H102L103 152V154L105 155V153L107 152V150H106V148H105V146H108L107 148H109V146L110 147H113V146H115V145H124L123 144V142H124V139H125V136H126V134L128 133L129 134V136L132 138V136H133V134L134 133H138V131H139V129H145V132H147V138L144 136V138L142 137L139 141H138V143H136L137 145L135 146L136 148H134V147H132V148H130V149H128V146L132 143V139L130 138V140H129V142H128V145L126 146V145H124V147L123 148H121V151H124L125 153H129L128 155L130 156V154H131V152L133 151V150H136V152L139 154V155H141L143 152H149V149L150 148H152L154 145H157V146H163L164 148H165V146L166 145H164V144H166V142H171V141H173V140H175L176 139V133H178L177 131H178V128L175 130V122L177 121V119H174V120H172L173 119V115L171 114H169L167 111L165 112V110L163 111V109H164V103L162 102V101H164V100H166L167 101V98L168 97H170L169 95L170 94H165V95H162ZM182 94V95H181ZM188 94V95H187ZM55 95V96H54ZM98 95H102V97L100 98V99H97V96ZM145 96V97H144ZM166 98H164V97ZM201 97L200 98H202L203 96L202 95H200ZM90 97H91V99H90ZM144 98H146V99H144ZM159 99H160V101L162 102H159ZM162 99V100H161ZM187 99V100H188ZM51 100V99H50ZM90 100H94V101H96V100H101L102 101V103L101 104H104V105H106V110L108 111H106L105 110V106H103V105H96V106H94L95 105V102H94V104H91V102H90ZM108 100V101H107ZM146 100H148V101H146ZM140 102H144L146 105H147V107H148V109H149V113L150 114H148V112H147V115H149V119H148V122H147V124H146V126L145 127H143L142 125H141V123L138 121L137 122V119L139 120V118L138 117H140V113H139V103ZM158 102V103H157ZM150 103V104H149ZM160 103V105L161 104H163L162 106H161V108L160 107H158V104ZM153 104V105H152ZM234 104V103H233ZM250 104V103H249ZM249 104H247V106H245L244 107V109L246 110V108H248V106L251 108V106L249 105ZM155 105H157V106H155ZM159 105V106H160ZM235 105V106H234ZM234 105H232L231 104V102L229 101L228 103H227V106H230V107H228L227 108V114L229 115L226 119H225V117H223V115H224V113H220L219 115H218V117H219V119L217 118L216 119V123H217V126H219V127H222V126H224V128L225 129H227V131L229 132V134H230V137H231V140H230V145H231V147H230V145H229V148H227V150H229V149H231L230 150V152H227L226 153V155L228 156V154H229V156H230V159H228L227 158V156L225 157V159H228L227 161H230V162H228L227 163V161L224 159L223 161L225 162H222V165H220L219 163L218 164H216V166L218 167H216V166H212V167H209V169H210V171H208L209 169L207 168V172H206V174H207V178L210 176V174L211 173H215L216 174V177L218 178L221 174L223 175V174H225L226 172H228L229 171V174H228V178H230V181L229 182H227L226 184H227V186H229L230 185V189H229V191H231V193H229V197L228 198H230V200L229 199H227L226 200V203L224 202L225 201V199H224V201H222V198H224L223 197V195H221V194H219L217 197L215 196L214 197V199H212V200H210V202L209 201H207V200H204V201H206V202H208L209 204H207V203H205V204H203L204 203V201H202V199H201V203L203 204V205H206V206H204V207H202L201 208V211L203 212V213H201V211L199 210L198 211V209H196L195 210V206L196 205H194L193 206V208L192 209H190V207H192V203H190L189 202V204H188V202L185 204V203H183V208L182 209H184L183 210V213H184V215L185 216H183L182 214V216H181V218H180V220L179 219H176V217H174L173 215H170V217H174L175 219L174 220H179V222H181V220L183 221V223H181V224H179V222L178 221H176V222H178V224L180 225V228H181V230L178 228L179 227V225L177 226H175L174 224H176V222L174 221V220H172L173 219V217L172 218H170V219H168L167 220V227L164 229L165 231H167V230H169L168 232H169V235L168 236H166V238H167V241L168 242H170V238L172 239V241H174V240H176L175 239V236L178 238L177 240H179L180 242L181 241H183V242H185L186 244H188L189 242H190V239H189V235H191L190 233H193L194 231L195 232H197L198 234L199 233H201V226H202V224H203V221L204 220H202L201 218H205V217H208V216H211L212 217V215H209L208 213L210 212V210H211V212H210V214L212 213V214H214V216L215 215H217L224 207H225V205L224 206H222L221 207V205L223 204V202L227 205L226 206V208H224L225 210H229V208H230V210L232 209V207L234 208V207H236V205L237 206H241V208H244V206L247 208V205H248V208H249V206L252 208H250L251 209V211L252 210H254V211H252L253 213L256 211V209L257 208H255V209H253V207L254 206H256L257 205V202H258V209H257V218H256V216L254 215V214H252V213H248V212H250L249 210H248V208L247 209H245L244 211H245V213H247L248 215H254V217H255V219H257V220H259L260 221V219H262L261 220V222H263L264 221V206L262 205L263 203H264V199L262 198V200H261V197L262 196H264V191L262 190L261 191V193L260 192H258L257 194L258 195H260V194H263L261 197L260 196H258L257 194L255 195V196H257L256 198H254V197H252V196H254V194L252 195V194H247L248 193V190H249V192H250V188H249V183L248 184H246L245 182L244 183H240V175H241V169H242V166L244 165V163H245V161H243L242 162V160H241V158H239V156H240V154H241V151H240V149H239V146H238V149H236V147L234 146V149H235V151L233 150V145L234 144H237V143H239V141L237 142V138H236V134H235V130H236V127H235V124L236 125H238V124H240V123H242L243 121H242V118L240 117V109L238 108V106L236 107V104H234ZM98 106V107H97ZM110 108H108V107ZM94 107V108H93ZM96 107V108H95ZM129 107V108H128ZM154 107V108H153ZM28 108V106L27 107H25L22 111H23V114H25V118L23 117H21V116H18V114L19 115H21V112H19V113H17L16 115H17V117H19V118H15L14 117V119L12 120V119H10L12 122H13V124H12V122L10 121V120H6V121H4V122H2V124L0 125V126H2L3 125V127H4V125H5V128H0V137H3V134H6L5 135V138H12L13 137V139L15 140V137L16 136H18L17 134L18 133H20L21 132V130H23L24 131V133H26L25 135H23V136H25L24 138H22L23 140H21V142L19 141L20 139H21V137H20V139L18 140V139H16L17 141H14L15 143L17 142H19L20 144H22V143H24L25 144V147H26V149L25 150H28L27 151V153H28V155L27 154H25L26 153V151L24 150V148L22 147V148H20L21 150L20 151H22V150H24V152H23V156L25 157V155L28 157H26L25 158V160H26V164H25V173L27 174V175H29L30 176V178H29V182H28V184H29V186L32 188L33 187V189L36 187V189H37V191H35L34 190V192H36L39 196H40V192H38V187H40V189L42 188V186L41 185H43L42 183H43V181H45V179L44 178H46V177H48V173L47 172H44V173H42L41 171H40V159H38L36 156H33V154H34V152H32L31 150H32V148L30 147V146H28V145H30V143H31V146H33V144H34V141H32L34 138H35V135H36V139H38V138H42L43 137V139H44V137L46 138V137H48V139H51V137H55L57 134V136H59V135H61V137H59L58 139H60V140H57L56 139V142L58 143V144H60L59 142L61 141V144L58 146V147H56L55 146V151H56V153H54L55 154V156H54V158H56L57 157V155H58V149L61 147V145H62V142H64V139L65 138H63V137H66V134H64L66 131L67 132H69L70 131V129H71V125H69L70 123L69 122H67L68 123V125L66 124L65 125V122L64 121H62V120H60V122L62 123V124H58L57 125V123L56 124H54L56 127H55V129L57 130V129H59V130H57V131H59V132H56L57 134H55V135H48V136H44V134H43V136H42V133H45L47 130L46 129H44L45 131H43V130H41V131H43V132H40V131H36L37 130V127H40V124H43V122H45V121H42V120H46L47 119V121L45 122V124H43L45 127H46V123H49L48 125L50 126H52L53 124L52 123H54V122H52V123H50V119L49 118H47L45 115V118H44V116H42L43 114H36L35 116L34 115H32V116H29V114H31L30 113V110H28V113H27V111H24L25 109H27ZM91 109V111L89 112L88 110H90ZM92 108H93V110H92ZM97 108H98V111H97ZM156 108V109H155ZM159 108V109H158ZM29 109H31V107H29ZM95 109V110H94ZM123 109V110H124ZM131 110L132 112H130L129 110ZM133 109V110H132ZM159 110V111H158ZM232 110V111H231ZM237 110H239V111H237ZM249 110V108L246 110V111H248ZM73 111L74 112H76V107H75V110L73 109ZM95 111H97V112H95ZM158 111V112H157ZM160 111H162V113H160ZM231 111V112H230ZM26 112V113H25ZM94 112V113H93ZM107 112V113H106ZM238 114H237V113ZM93 113V114H92ZM155 113H157L156 114V116L154 115ZM160 113V114H159ZM22 114V115H23ZM89 114V115H88ZM153 114V115H152ZM162 114V115H161ZM232 114V115H231ZM28 115V116H27ZM87 115V116H86ZM92 115V116H91ZM106 115H108V116H106ZM120 115H122V114H120ZM125 115H122V117H126ZM133 116V119L130 117V116ZM151 115H152V117H151ZM170 115V116H169ZM222 115V116H221ZM37 116V117H36ZM42 116V117H41ZM116 116L118 117L117 119H120V118H122L121 116H120V118H119V115H115L114 117L116 118ZM160 116V117H159ZM167 116V117H166ZM171 117L172 116V118L170 119L169 117ZM233 116V117H232ZM33 117H35V118H33ZM89 117V119H91V120H87V119H85V118H88ZM135 117H137V119H136V122H135ZM154 117V118H153ZM155 117L157 118L158 117V119H156L155 120ZM214 117H215V115H214ZM220 117H222V119H220ZM27 118V122H25V121H23L24 119H26ZM31 118V119H30ZM38 118V119H37ZM129 118H131L132 120H130ZM164 118V119H163ZM168 118V119H167ZM175 118V117H174ZM213 118V117H212ZM216 118V117H215ZM214 118V119H215ZM236 118H238V119H236ZM18 119V120H17ZM28 119L31 121V123H30V121H28ZM84 119H85V122H84ZM160 119H163V120H160ZM170 119V120H169ZM207 119H209V118H207ZM212 120L211 118L209 119V120H211V122L210 123H205V124H202V126H201V129L204 127V130L205 131H208V129L210 128V124L211 123H213V125L215 126V124L216 123H214L215 122V120ZM228 119V120H227ZM234 119H236V120H234ZM15 120V121H14ZM19 120L20 121H23L22 123H25V124H27L26 125V127L28 128H26L25 126H24V124L22 125V123L20 124L21 126H19ZM41 122V123H39V121ZM101 120V121H102ZM121 120H123V118L121 119ZM172 120V121H171ZM209 120H207V122L209 121ZM219 120V121H218ZM234 120V121H233ZM11 122V124L9 125V126H11L13 129H15V127H16V129L17 128H19V127H21L22 129H19L20 130V132H16V133H14V130L12 131V128L11 127H9L10 128V133L9 132H7V126H8V123H10ZM92 121V122H91ZM127 121H129V122H127ZM151 121V122H150ZM154 121H156V122H154ZM222 121V123L224 124H220V122ZM227 122L228 123V127H229V129H228V127H225V123L224 122ZM248 121V120H247ZM8 122V123H7ZM15 122H17L16 124H15ZM36 122H38V125H37V123ZM57 122H58V120H57ZM89 122H91V123H89ZM154 122V123H153ZM172 122V123H171ZM204 122H206V120L204 121ZM219 122V123H218ZM236 122V123H235ZM238 122V123H237ZM32 123H36V125H37V127H36V125H32ZM59 123V122H58ZM85 123V124H84ZM86 123H87V127L84 129V127L86 126ZM173 123H174V125H173ZM18 124V125H17ZM134 124V125H133ZM137 124V125H136ZM172 124V125H171ZM259 124V126L258 127H260V129H258L257 128V126L255 127L256 129H257V131H258V133L261 131V130H263L262 128L264 127V121L263 122H261V124L260 123H258ZM263 124V125H262ZM15 125V127H13ZM54 125L51 127L52 129H54ZM18 126V127H17ZM22 126H24L26 129L24 130V127H22ZM48 126V127H49ZM61 126V127H60ZM64 126H67V130H66V127H64ZM69 126V127H68ZM90 126V127H89ZM161 126V127H160ZM227 126V125H226ZM263 126V127H262ZM149 127V128H148ZM173 127V128H172ZM179 127V126H178ZM262 127V128H261ZM32 128V129H31ZM35 128H36V130H35ZM68 128H70L69 129V131H68ZM194 128V127H193ZM211 128H212V126H211ZM5 129V131L7 132H2V130H4ZM50 130V133H52V131H54V130ZM65 129V132H63V130ZM137 129V130H136ZM171 129V130H170ZM173 129V130H172ZM235 129V130H234ZM254 130V128H251V130ZM255 129V130H256ZM9 130V129H8ZM29 130V134L27 133V131ZM49 130L47 131V132H49ZM99 130V131H98ZM118 130V129H117ZM168 130H170V135L168 134L169 133V131ZM234 130V131H233ZM17 131H18V129H17ZM34 131H35V133L36 132H38V133H34ZM137 131V132H136ZM174 131V132H173ZM205 131H202V133H204ZM230 131H231V133H230ZM232 131H233V133H232ZM41 134H40V133ZM110 132H115V133H117V135H119V136H117V138H115V137H112L113 135H114V133L113 134H111ZM121 132H123V133H121ZM156 132V133H155ZM168 132V133H167ZM209 132V131H208ZM207 132V133H208ZM1 133H3V134H1ZM14 133V134H13ZM23 133V132H22ZM49 133V134H50ZM59 133H61V134H59ZM107 133H109V134H107ZM121 133V134H120ZM172 133H175L174 134V136H175V138H173V136H171L172 135ZM9 134V135H8ZM11 134V135H10ZM21 134V133H20ZM19 134V135H20ZM39 134V135H38ZM47 134V133H46ZM62 134H64V135H62ZM205 134V133H204ZM26 135H28L27 137H26ZM29 135H30V137H29ZM101 135V134H100ZM116 135V134H115ZM146 135V134H145ZM218 137H219V141H218V144L217 145H212V143L211 142H209V144L210 145H212V147H214L215 149H219L220 147H221V145H222V140H221V135L220 134H216ZM9 136V137H8ZM39 136V137H38ZM42 136V137H41ZM50 136V137H49ZM99 136V135H98ZM139 136V135H138ZM169 136H171V138L169 137ZM30 139H29V138ZM151 137H154L155 138V140H156V143H154V144H150L149 143V140H150V138ZM166 137V138H165ZM5 138L3 137V139L2 138H0L3 142H1V143H4V140H5ZM18 138V137H17ZM28 138V139H27ZM105 137H103V139H104ZM119 138H120V140H119ZM138 137H136V141L138 140L137 139ZM47 139V138H46ZM45 139V140H46ZM61 139H63V141L61 140ZM164 139V140H163ZM167 141H166V140ZM211 139V138H210ZM214 138H212L211 139V141L213 140ZM31 140V141H30ZM118 140V141H117ZM144 140H146V141H144ZM47 141V140H46ZM65 141H67V137H66V140ZM201 141V139H198V140H195V143L197 142H200ZM6 142V141H5ZM30 142V143H29ZM120 142V143H119ZM134 142V141H133ZM234 142V143H233ZM237 142V143H236ZM56 143V144H57ZM65 143V142H64ZM63 143V144H64ZM74 143H75V141H73V144H72V146H71V148L74 146ZM221 143V144H220ZM100 144H99V147L98 148H101L102 146H100ZM238 145H240V144H238ZM28 146V147H27ZM219 146V147H218ZM248 146V145H247ZM218 147V148H217ZM27 148H29V149H27ZM105 148V149H104ZM126 148V149H125ZM77 149H79V148H77ZM2 150V149H1ZM73 150H75V148H73ZM71 151L70 153V155L69 156H67V164H71V161L73 160V158H74V151ZM126 150V151H125ZM129 150H131V151H129ZM233 150V153H231V151ZM250 149L249 148H247V152L249 151ZM246 152V151H245ZM21 153V152H20ZM170 153V152H169ZM169 153H168V155H169ZM107 154H108V152H107ZM122 154H123V152H122ZM122 154H120V156L122 155ZM232 154V155H231ZM234 154V155H233ZM103 155V156H104ZM159 154H156V156H158ZM168 155H167V157L166 158H164V159H168ZM106 156V155H105ZM118 156V155H117ZM119 156V158H120V160H121V162H122V164L125 166V170L123 169V166H120L119 168H115V167H113V165H109V166H106V167H108V168H111L110 170L108 169L107 170V168L106 167H104V169L102 168V167H98V169H100V168H102L103 170H105V168H106V171H104V173H103V170L102 169H100V170H98V174L99 175H101V177L99 178V180L98 181H96V182H98L97 184H95V185H93L92 183H89L90 185H93L92 187V189L90 188V191H88V193H87V190H85L86 191V194L88 195V196H86V194H84V192L85 191H83L84 190V187H85V189H89V184H84L86 181L85 180H83V182L84 183H81V181H80V184H77V183H74L73 184V182L70 180V178H69V176H70V174H72L73 175V172H72V170L70 169H66L65 171H61L60 172V174H59V176L57 177V179L55 180V184H54V188H53V195H54V198L52 197V198H50V200H48V202L46 203V206H45V210H44V213H43V215L40 217V219H39V221H38V224L36 225V229H35V231H34V233L31 235V238H30V242H29V245L27 246V251H26V254H25V256H24V258H23V261L21 262V264H114V262L113 261H120V262H122L121 264H128V262H129V264H131L132 262H133V264H136V263H138V264H144V262H143V260H144V258L142 259L141 257H140V259L139 258H135L134 256H132V254L133 255H135L134 253H132L131 252V255L129 256V252L130 251H132L133 250V248L131 249V247H130V251H126V248H124V246L123 245H125V247H127V248H129L128 246L129 245H126V244H122V246H121V244H120V246L123 248V249H121V247L119 246V245H117V246H110V245H108V247L107 246H105V247H103V249L101 248L102 246L100 245L101 243H100V241H98L97 239H98V237L96 236V234H97V229L96 228H102V227H109L110 225H114V224H117L118 223V221L116 220L117 219V217H119L118 218V220H120L121 218H123L122 217V215H121V213L124 215L125 213H127L128 212V203H130V208H132L133 206H136L137 207V205L139 204V203H141L142 201H143V197H142V195H140L139 197L141 198H139L138 196H137V200H134L133 201V194L131 195V193H132V191H131V193H129L130 192V190H131V186H133L134 188H138V184L140 183V182H142L143 181V177L145 178V176H142V178H140L138 175H136L137 174V172H136V168L133 170V173H131L130 171H128L127 172V175H126V169L128 168V166L126 165L127 163V161L125 160V159H127L126 158V154L124 155L125 157V159L123 158V156H121L120 157ZM128 156V157H129ZM234 156H236V157H234ZM72 159H71V158ZM113 158H115L116 156H112ZM113 158H111L110 159V162H113ZM140 158V160L141 161H144V163H142V162H140L139 163V161L140 160H138L137 161V164H138V169L137 170H140V173L142 172V173H146V168L144 167V164H145V158H143L142 156L141 157H139ZM28 159V160H27ZM70 159V160H69ZM233 162V163H232ZM241 162H242V165H241ZM235 163V164H234ZM228 164H229V166H228ZM231 164V165H230ZM141 165H143L142 166V168H141ZM235 165H236V167H235ZM112 166V167H111ZM131 166L133 167V165L131 164ZM226 166H228L227 167V169H225L226 168ZM233 166V167H232ZM214 167V168H213ZM70 168H71V166H70ZM134 168V167H133ZM224 168V170L226 171H222V170H220V169H223ZM228 168H229V170H228ZM144 169V170H143ZM219 169V171H217ZM236 169V170H235ZM118 170V171H117ZM212 170V171H211ZM214 170V171H213ZM216 170V171H215ZM228 170V171H227ZM109 171V172H108ZM115 171H117V172H115ZM124 171V172H123ZM220 171H222V173L220 172ZM231 171V172H230ZM235 171H236V176H237V179L235 178L236 176L234 175V173H235ZM123 172V173H122ZM136 174H135V173ZM210 174H209V173ZM218 172V173H217ZM112 173V174H111ZM221 173V174H220ZM103 174V175H102ZM205 173H204V175H206ZM218 174H220V175H218ZM43 175V176H42ZM112 175V176H111ZM142 175V174H141ZM209 175V176H208ZM218 175V176H217ZM41 176V177H40ZM107 176H110V180H108L106 177ZM239 176V177H238ZM44 177V178H43ZM81 177H83V175H81ZM105 179H104V178ZM205 177L206 176H201V178H204L203 180H205ZM216 177H214V178H216ZM222 177V180H224L223 178V176H221ZM126 180H125V179ZM216 178V179H217ZM234 178V180L236 181H234V183L232 182V179ZM63 179V180H62ZM83 179H84V177H83ZM85 179L87 180V176L85 175ZM126 181H124V180ZM164 178H162L161 180H160V182L162 183V184H165L166 182V179H164ZM219 180H220V183H222L221 181V179L220 178H218ZM115 180H116V182H115ZM227 180H229V179H227ZM63 181H65V182H63ZM110 181V182H109ZM119 181L121 182L120 184H119ZM123 181V182H122ZM89 181L87 180V183H88ZM101 182H102V184L103 183H107V184H109V185H107V184H103L105 187H103L102 186V184H101ZM109 182V183H108ZM223 182H225V181H223ZM239 182V183H238ZM116 183H118V184H116ZM236 183V184H235ZM123 184V185H122ZM231 184H235V186L234 185H231ZM238 184H241L242 186H241V189L239 188V186H238ZM77 185H79L80 187L78 188V186ZM85 185V186H84ZM221 187H220V186ZM218 185V187H220L219 189H222L224 186H226V185H221V184H219ZM120 186H121V188H120ZM125 187L123 190H126V189H128V190H126V191H128V195H129V199H128V196H127V194L126 193H122V192H126V191H120V190H122V188L123 187ZM234 187V188H232V187ZM158 186H156V188H157ZM245 187L247 188V189H245ZM108 188L110 189V190H108ZM130 188V189H129ZM231 188H232V190H231ZM237 190H236V189ZM106 190L107 192H105V191H103V190ZM133 189V188H132ZM233 189H235V190H233ZM82 190V191H81ZM94 190V191H93ZM117 190V191H116ZM242 190V191H241ZM91 191H92V194H91ZM100 191H101V193H100ZM109 191V192H108ZM113 191V192H112ZM115 191V192H114ZM235 191H237L236 193H235ZM239 191H241L240 193H243V194H241V196H239ZM247 191V193H246V195H244V192H246ZM252 191V190H251ZM117 192L119 193V194H117ZM120 192H121V194H120ZM103 193V194H102ZM116 193V194H115ZM234 193L235 194H238V195H234ZM252 193V192H251ZM254 193V192H253ZM80 194V195H79ZM84 194V195H83ZM106 194H108V195H106ZM110 194V195H109ZM111 194H113V195H111ZM115 194V195H114ZM125 194V195H124ZM243 195H244V197H246V198H248L249 199V197H250V200H248V199H245V200H243V203H242V200H241V198L243 199L244 197H243ZM251 195V196H250ZM39 196H37V195H34V196H32L31 197V204L29 203V205H27L26 207H23L22 208V211H23V213L21 212V215L19 214V216H18V218H17V220L18 221H21V224L22 225H24L25 226V231H23V232H18L17 233V237H19L20 239H24V237L25 236H27V232H28V228H29V225H30V223H31V221H32V219L34 218V216L36 215V213H37V210H38V206H39V201H40V197ZM115 196V197H114ZM126 196H127V199H126ZM221 196V197H220ZM233 196V197H232ZM248 196V197H247ZM111 197V198H110ZM118 199H117V198ZM113 198H116L117 200H115V199H113ZM135 198V197H134ZM204 198V197H203ZM216 198V199H215ZM220 198H221V200H220ZM233 198L234 199H236V201L235 200H233ZM107 199V200H106ZM122 199V200H121ZM126 199V200H125ZM131 199V200H130ZM241 200V202H240V200ZM254 199V201H255V199L257 200V199H260V200H258L257 202H256V205H253V202H251L252 200ZM123 200H125V203H126V205H125V203L123 204V206H122V201ZM139 200V201H138ZM111 201V202H110ZM113 201V202H112ZM115 201V202H114ZM218 201V202H217ZM228 201V202H227ZM232 201V202H231ZM240 202V203H236V202ZM245 201H246V203H245ZM261 201V202H260ZM262 201H263V203H262ZM116 202H118L117 204H116ZM128 202V203H127ZM133 202H134V204H133ZM254 202V203H255ZM111 205H110V204ZM200 202L197 204L198 206L197 207H201V204ZM244 203H245V205H244ZM250 203H252V204H250ZM116 204V205H115ZM120 204V205H119ZM185 204V205H184ZM192 204V205H191ZM259 204H261V205H259ZM117 205H119V206H117ZM125 205V206H124ZM131 205H133V206H131ZM188 205V206H187ZM229 205V206H228ZM242 205H243V207H242ZM218 206V207H217ZM260 206V207H259ZM107 207V208H106ZM110 207V208H109ZM116 207V208H115ZM124 207V208H123ZM185 207V208H184ZM215 207H216V210H217V208L219 209V211L217 210V211H215V212H213L212 210L214 209L215 210ZM228 207V208H227ZM263 207V209H261L260 210V208H262ZM123 208V209H122ZM127 208V209H126ZM222 208V209H221ZM107 209V210H106ZM120 209H122V210H120ZM200 209V208H199ZM204 209H206V211L204 210ZM115 210V211H114ZM127 210V211H126ZM193 210V213L191 212ZM195 210V211H194ZM207 210H208V212H207ZM224 210V211H225ZM261 211L263 214H262V216H260L261 215V213H259L258 211ZM186 211H187V213H186ZM196 211H198V212H200L199 213V215H198V212H196ZM223 211V212H224ZM114 212H115V214L117 215V217H116V215L114 214ZM125 212V213H124ZM192 214V215H190V213ZM208 214H206V213ZM226 212V211H225ZM224 212V213H225ZM186 213V214H185ZM215 213H217V214H215ZM47 214V215H46ZM99 214V215H98ZM103 215V217H101V215ZM110 214V215H109ZM111 214H112V216H111ZM201 214V215H200ZM204 214L206 215V216H204ZM222 214V213H221ZM120 215V216H119ZM98 216V217H97ZM100 216V217H99ZM148 216V215H147ZM147 216H145L144 218L145 219H147ZM186 216H187V218H186ZM190 216V217H189ZM213 216V217H214ZM107 217V219H105V218ZM184 217H185V220H184ZM258 217H261V218H258ZM192 218H195V219H192ZM197 218V219H196ZM198 218H199V221H197L198 220ZM188 219V220H187ZM189 219H191L190 221H189ZM187 220V221H186ZM254 220V219H253ZM252 220V221H253ZM193 221L194 222H197V224H193ZM172 222V223H171ZM173 222H174V224H173ZM185 222V223H184ZM187 222H189V223H187ZM198 222H199V224H198ZM256 222V221H255ZM260 222V223H261ZM59 223V224H58ZM166 223V222H165ZM168 223H170V224H168ZM253 223H254V221H253ZM259 222H256L255 224H257V225H263L264 226V224L262 223V224H260ZM183 224V225H182ZM186 224V225H185ZM189 224V225H188ZM169 226V227H168ZM182 226V227H181ZM188 226V227H187ZM169 228V229H168ZM176 230H179L180 232H178V231H175V229ZM183 228V229H182ZM188 228V229H187ZM262 228V227H261ZM171 229H173V230H171ZM184 229H187L186 231L184 230ZM192 230H193V232H192ZM262 230V229H261ZM164 231V232H165ZM171 231H172V233H171ZM191 231V232H190ZM168 232H167V234H168ZM178 232V233H177ZM166 233V232H165ZM170 233L172 234V235H175V236H170ZM89 234H91L90 235V238H89ZM179 234V235H178ZM166 235V234H165ZM153 236V234H151V233H149V238L151 239V240H153V242L152 241H150V239H149V241H148V243H147V245L150 247V246H152V244L156 241V240H159V239H161V238H159V235H158V238L159 239H157V236H156V234H154V238L152 237ZM23 237V238H22ZM169 237V238H168ZM170 242V243H168L167 242V244L168 245H170V250H171V253H173V251H174V255H179V254H181V249H180V247L175 243V242ZM100 243V244H99ZM175 243V244H174ZM171 244L172 245H174V246H171ZM115 247L117 248V250L115 251ZM174 248V250L173 249H171V248ZM107 248V249H106ZM119 248V249H118ZM18 249H19V247H16V250L13 252V258L15 257V255L17 254V252H18ZM112 249V250H111ZM120 249H121V252H120ZM124 249H125V251H124ZM119 250V251H118ZM123 250V251H122ZM173 250V251H172ZM108 251H113V253H112V256L110 255V253L108 252ZM134 251H140L139 253L141 254V252H142V250H140V249H136V250H134ZM125 252V253H124ZM129 254H128V253ZM197 254V253H196ZM196 254L194 255L195 256V262H191L190 264H212L211 262H210V260L204 255V254H206V253H204V252H202V253H200V252H198V254L201 256V257H199V255L197 254V256H196ZM123 255L124 257H121V256ZM129 257H128V256ZM139 255V254H138ZM136 256V255H135ZM120 258V259H118V260H116L115 258ZM139 257V256H138ZM12 258V259H13ZM123 260H125V261H123ZM125 258H127V260L125 259ZM133 258H135V260L133 259ZM198 258V259H197ZM129 259H131V261L129 260ZM138 262H137V261ZM110 261V262H109ZM111 261H112V263H111ZM10 262H11V260H10ZM117 262H115L116 264H117ZM136 262V263H135ZM247 262L245 261V260H243V259H240V260H238L237 261V264H246ZM118 264H120V263H118ZM248 264V263H247Z\"/></svg>",
    "mask_w": 264,
    "mask_h": 264
},
{
    "label": "crops",
    "instance_id": "0c3cea01",
    "mask_svg": "<svg viewBox=\"0 0 264 264\" xmlns=\"http://www.w3.org/2000/svg\"><path fill=\"white\" fill-rule=\"evenodd\" d=\"M112 60L114 61V59H112ZM128 61H129V63H128ZM122 62H119L117 64L118 73L121 75V76L119 75L121 77L120 78L121 79V83L122 82H126V84L127 83L128 84L129 83L133 84L134 82L132 81V79H130V76L135 73L134 72L136 70L135 68H137L138 65L136 64V61L134 59L124 60ZM28 66L31 67L32 69L39 70L40 69L39 60L36 57H30L28 59ZM128 68H131L132 70H128ZM174 74L175 73L173 72V64L171 62H169L168 65H167V84H166V86L169 87V88H172L174 86V83L177 81V77ZM188 74H190L189 70H188ZM155 84H156L155 81H151V87L152 88L155 87ZM101 89H103V88H101ZM151 92L152 91L149 92V95L151 96V99L155 100L156 98H158L157 96H154ZM107 94L109 96H111L113 94V92H108ZM101 97H102V95H98L97 99H100ZM65 100L67 101V98L63 99V102H66ZM167 102H169V101H167ZM144 109H145V111H144ZM139 110H140V123H142V126L145 127L147 122H148V119H149V115H147V113H145V112L149 111L148 107H147V105L144 102H140L139 103ZM181 122H182V120H181V116H180L179 119L175 122V130L178 128V126L181 124ZM138 132L140 134V132H142V130L141 131L139 130ZM137 136H138V134L134 133L132 138H131L129 136V134L127 133L126 136H125L123 144L127 146L130 138L132 140H135ZM212 138H214V139L211 141ZM212 138L210 139V142L213 145H217L218 141H219V137L217 135H214ZM98 139L99 140H104L103 139V134L99 135ZM149 143L150 144L156 143L155 138L151 137L150 140H149ZM162 147L163 146L160 147V146L154 145L152 148L149 149V152H143L141 155H139L136 152V150H133L131 152V154H130V159H131V163H132L133 167L134 168H138L139 167L138 164H137L139 156H142L143 158H145L144 167L146 169H149L150 167H152L156 163V155L155 154H159L160 157L166 158L168 153H169V151H168V149H166L164 147L162 148Z\"/></svg>",
    "mask_w": 264,
    "mask_h": 264
},
{
    "label": "built area",
    "instance_id": "2783aa9c",
    "mask_svg": "<svg viewBox=\"0 0 264 264\" xmlns=\"http://www.w3.org/2000/svg\"><path fill=\"white\" fill-rule=\"evenodd\" d=\"M113 16V15H112ZM113 18V17H112ZM40 171L42 173L47 172L48 173V177L44 178L45 179V183L46 185L50 186V190L46 191L47 193L53 190L54 188V184H55V180L57 179V177L59 176L60 172L57 174H54V169L53 166H51V164L49 163H45V166L43 168L40 169ZM52 174H54L55 176L53 177ZM48 188V187H47ZM47 188L45 187V189L47 190ZM47 202H45L46 204Z\"/></svg>",
    "mask_w": 264,
    "mask_h": 264
}]
</instances>
